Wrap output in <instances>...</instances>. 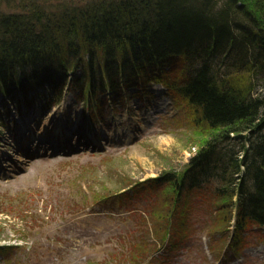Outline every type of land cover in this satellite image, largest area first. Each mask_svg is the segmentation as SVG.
<instances>
[{
    "label": "rangeland",
    "instance_id": "obj_1",
    "mask_svg": "<svg viewBox=\"0 0 264 264\" xmlns=\"http://www.w3.org/2000/svg\"><path fill=\"white\" fill-rule=\"evenodd\" d=\"M138 80L117 97L65 92L49 110V86L0 90V264H264V227L238 228L234 204L217 206L221 185L176 204L150 181L182 174L209 130L173 88Z\"/></svg>",
    "mask_w": 264,
    "mask_h": 264
},
{
    "label": "trees",
    "instance_id": "obj_2",
    "mask_svg": "<svg viewBox=\"0 0 264 264\" xmlns=\"http://www.w3.org/2000/svg\"><path fill=\"white\" fill-rule=\"evenodd\" d=\"M139 78L173 88L209 130L182 174L150 181L170 184L176 204L216 182L238 228L263 227L264 0H0L5 95L49 85L53 101L117 97Z\"/></svg>",
    "mask_w": 264,
    "mask_h": 264
},
{
    "label": "bare ground",
    "instance_id": "obj_3",
    "mask_svg": "<svg viewBox=\"0 0 264 264\" xmlns=\"http://www.w3.org/2000/svg\"><path fill=\"white\" fill-rule=\"evenodd\" d=\"M72 67H73V66H70L69 69H68L69 74H71V73H73V74H74V73H80V69H78L77 71H74V72H73ZM69 76H70V75H69ZM68 82H69V81H68ZM45 86H49V85H45ZM162 87H163V86H162ZM162 87H160V88H162ZM9 89H10V88H9ZM49 89H50V87H49ZM28 90L36 91L37 88L30 87V88L27 89V91H28ZM10 91H11V89L9 90V92H10ZM19 92H22V93L24 94L23 91H18V90H16L13 94L15 95L16 93H19ZM49 92H50V93L47 95V97H48V102H45L44 105H43V107H46V108H45L46 110L52 109V104L57 102V100H54V101H53V94H52V90H51V89L49 90ZM65 92H71L72 94H74V92L71 91V90H69V91L65 90L64 93H63V96H64ZM10 93H11V92H10ZM26 93H27V92H26ZM106 94H107V92H106ZM106 94H105V95H106ZM158 94H160V92H159ZM14 95H13V96H14ZM86 97H90V96H86ZM33 109H34V108H33ZM26 113H27V112H25V114H26ZM50 115H51V114H50V112H49L48 116H50ZM64 115L66 116L65 113L63 114V116H64ZM70 117H71V113L67 116V119H69ZM52 119H53V118H52ZM72 119H73V118H72ZM47 122L49 123L50 121L47 120ZM47 122H46V124H47ZM46 124H44V126L41 128L40 134H43V133L45 134V133H46V129L49 128V126H46ZM37 126H38V123H37ZM33 128H34V127L32 126V129H33ZM34 131H35V130H34ZM34 131H33V132H34ZM49 131H50L49 136H47L48 134L46 133L47 135H46L45 141H47V139L50 138V139H51L50 141L54 140L56 143H58L59 140L56 138V137H57L56 135H58V134H57V131H56V127H54L53 129H52V128H51V129L49 128ZM26 132H27L26 135H27V136L29 135V136H28V137H29L28 142L30 143V142H31V137H32V130L27 129ZM73 133H75V135H76V133H78V130H75ZM72 135H73V134H72ZM42 137H44V136L42 135ZM37 138H38V136H36V139H37ZM37 141H38V140H37ZM51 144H52V143H51ZM53 144H54V145H53L54 147H59V145H56L55 143H53Z\"/></svg>",
    "mask_w": 264,
    "mask_h": 264
}]
</instances>
